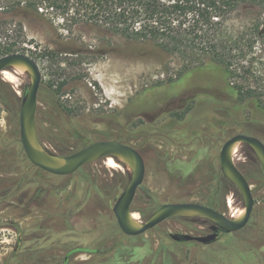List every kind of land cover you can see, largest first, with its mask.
<instances>
[{"label": "rangeland", "instance_id": "1", "mask_svg": "<svg viewBox=\"0 0 264 264\" xmlns=\"http://www.w3.org/2000/svg\"><path fill=\"white\" fill-rule=\"evenodd\" d=\"M26 33L28 51L20 53L38 63L43 77L37 125L45 150L66 156L105 140L137 148L147 169L132 205L140 224L171 203H218L228 216L230 201L243 207L240 194L220 171V153L232 137L253 135L252 122L257 114L264 119V112L250 102H237L222 68L196 70L172 85L156 87L165 76L163 63L173 61L150 48L99 30H80L76 36L87 46L73 52L82 57L74 65L72 53L58 50L44 26L29 22ZM51 52L70 64H60ZM254 58L245 85L264 99V51ZM64 81L60 101L71 105L73 116L60 108L54 92ZM30 83L28 74L18 76L16 83L0 74V152L12 146L6 153L9 160L2 162L6 168L0 170V264H65L71 249L99 246L115 250L109 258L83 254L69 264H264V179L249 146L242 145L235 160L255 199L243 230L224 234L210 246L173 241L171 233L210 234L209 222L190 216L129 237L114 213L130 179L123 165L112 168L101 159L58 177L29 169L18 157L24 150L20 109ZM15 154L18 159L11 157Z\"/></svg>", "mask_w": 264, "mask_h": 264}, {"label": "trees", "instance_id": "2", "mask_svg": "<svg viewBox=\"0 0 264 264\" xmlns=\"http://www.w3.org/2000/svg\"><path fill=\"white\" fill-rule=\"evenodd\" d=\"M29 22L44 26L58 50L72 53L74 65L81 64L82 57L73 52L87 46L76 34L87 29L172 58L173 62L163 63L166 77L156 87L172 85L196 70L222 68L237 102H250L256 111L264 112L263 94L245 85L254 55L264 51V0H0V57L28 51ZM53 52L60 64H70ZM66 84L59 83L54 92L60 108L73 116L71 105L60 101ZM252 123L251 134L264 141V119L257 114ZM5 147L7 151L0 152V170L6 168L2 162L9 160L6 153L12 146ZM21 151L18 157L22 156L29 169L47 174ZM11 157L18 159L16 154ZM114 250L71 249L64 262L69 264L79 253L109 258Z\"/></svg>", "mask_w": 264, "mask_h": 264}, {"label": "water", "instance_id": "3", "mask_svg": "<svg viewBox=\"0 0 264 264\" xmlns=\"http://www.w3.org/2000/svg\"><path fill=\"white\" fill-rule=\"evenodd\" d=\"M14 66H26L29 69L31 83L27 86L20 109V140L29 162L42 171L58 177L75 174L81 168L101 159H123L131 167L132 173L123 193L118 198L114 213L121 231L129 237L142 236L172 218L195 216L212 224L214 233L206 236L171 233L169 237L176 242H199L208 244L215 241L217 235L236 233L249 223L255 207L252 187L234 161V148L241 142L254 152L264 174V141L260 138L238 134L229 139L220 153V171L240 194L245 215L234 219L230 215L201 203H171L158 208L148 220L140 226L134 222L132 205L137 191L146 177V162L140 151L134 146L118 140L94 142L70 155L61 156L44 149L38 132L37 111L42 72L38 63L24 53H15L0 57V74Z\"/></svg>", "mask_w": 264, "mask_h": 264}, {"label": "bare ground", "instance_id": "4", "mask_svg": "<svg viewBox=\"0 0 264 264\" xmlns=\"http://www.w3.org/2000/svg\"><path fill=\"white\" fill-rule=\"evenodd\" d=\"M27 74H29V69L26 66H14L11 68V71H4L3 72L5 80H7L10 83H16L18 76L27 75ZM15 86H16V84H15ZM242 145L243 144L241 142H239L235 146L234 154H233L234 161L236 160V158H237V156H238V154L242 148ZM107 164L109 165V167H112V168H117L120 165H123L125 167V171L128 174L132 173L131 167L128 164H126L123 159H112V158H110V159H107ZM229 205L231 207L230 216L232 218L240 219L245 215V208L244 207L235 208L232 201L229 202ZM133 219L137 225H139V226L141 225L140 223L137 222V217L134 216Z\"/></svg>", "mask_w": 264, "mask_h": 264}, {"label": "flooded vegetation", "instance_id": "5", "mask_svg": "<svg viewBox=\"0 0 264 264\" xmlns=\"http://www.w3.org/2000/svg\"><path fill=\"white\" fill-rule=\"evenodd\" d=\"M255 136V135H254ZM28 159V158H27ZM34 166V165H33ZM35 167V166H34ZM37 168V167H36ZM39 169V168H38ZM41 170V169H40ZM44 172V171H43ZM46 173V172H45ZM48 174V173H47ZM50 175V174H49ZM217 199V198H216ZM210 207V206H209ZM211 208H217L218 210H219V205H218V203H216L215 204V206L214 207H211ZM220 211V210H219ZM222 212V211H221ZM208 222V221H207ZM210 223V222H209ZM211 226H212V224L210 223V226H209V230H210V234H212V233H214V231H212L211 230ZM225 233H222V232H220L218 235H217V238L215 239V241H212L211 243H208V244H202V243H199V242H177V243H180V244H182V243H199V244H201V245H203V246H210V245H213V244H215L217 241H219L221 238H222V236L224 235ZM209 235V234H208ZM176 242V241H175ZM100 247V246H99ZM90 249H92V250H94L93 248H90ZM83 254H86V253H79V254H77L76 256H75V258H77L78 256H80V255H83ZM74 258V259H75Z\"/></svg>", "mask_w": 264, "mask_h": 264}]
</instances>
